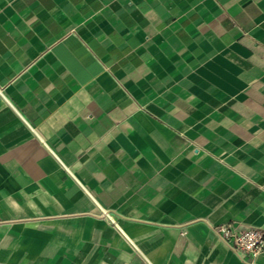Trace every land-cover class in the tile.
I'll return each mask as SVG.
<instances>
[{
	"label": "crops",
	"instance_id": "obj_1",
	"mask_svg": "<svg viewBox=\"0 0 264 264\" xmlns=\"http://www.w3.org/2000/svg\"><path fill=\"white\" fill-rule=\"evenodd\" d=\"M264 0H0V264H264Z\"/></svg>",
	"mask_w": 264,
	"mask_h": 264
},
{
	"label": "built area",
	"instance_id": "obj_2",
	"mask_svg": "<svg viewBox=\"0 0 264 264\" xmlns=\"http://www.w3.org/2000/svg\"><path fill=\"white\" fill-rule=\"evenodd\" d=\"M219 237L233 250L246 252L252 257L264 251V230L239 228L232 223L220 224L216 228Z\"/></svg>",
	"mask_w": 264,
	"mask_h": 264
}]
</instances>
